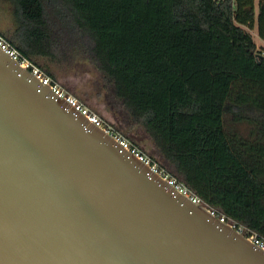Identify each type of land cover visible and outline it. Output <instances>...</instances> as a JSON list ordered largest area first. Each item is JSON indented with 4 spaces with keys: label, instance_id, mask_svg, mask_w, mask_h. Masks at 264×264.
<instances>
[{
    "label": "trees",
    "instance_id": "16d2710c",
    "mask_svg": "<svg viewBox=\"0 0 264 264\" xmlns=\"http://www.w3.org/2000/svg\"><path fill=\"white\" fill-rule=\"evenodd\" d=\"M6 4L2 36L57 83L81 62L94 66L125 136L144 128L173 176L264 239V58L251 32L264 42V0Z\"/></svg>",
    "mask_w": 264,
    "mask_h": 264
},
{
    "label": "water",
    "instance_id": "95a60500",
    "mask_svg": "<svg viewBox=\"0 0 264 264\" xmlns=\"http://www.w3.org/2000/svg\"><path fill=\"white\" fill-rule=\"evenodd\" d=\"M0 264H264L0 48Z\"/></svg>",
    "mask_w": 264,
    "mask_h": 264
},
{
    "label": "rangeland",
    "instance_id": "374dc122",
    "mask_svg": "<svg viewBox=\"0 0 264 264\" xmlns=\"http://www.w3.org/2000/svg\"><path fill=\"white\" fill-rule=\"evenodd\" d=\"M2 6H5L3 9L6 11L0 10V18L2 20L0 25L10 27L12 24L10 13L11 6L7 4ZM0 29L4 30L6 28L0 26ZM251 32L257 43L258 49H264V42L258 35L257 27L252 29ZM62 73L63 74L58 80L59 84L66 91L77 97L79 101L100 115L105 121L114 125L117 129L120 128L119 130L123 134L125 133V130L128 128V121L122 110L112 108L111 105L108 104V100L110 101L108 97L112 86L106 82L102 73L96 70L94 66L88 62H81L79 66ZM116 125H119V128ZM130 134L134 140H129L134 145L145 151L151 159L168 170V168L163 165L157 148L144 128L138 126L134 128Z\"/></svg>",
    "mask_w": 264,
    "mask_h": 264
},
{
    "label": "built area",
    "instance_id": "2783aa9c",
    "mask_svg": "<svg viewBox=\"0 0 264 264\" xmlns=\"http://www.w3.org/2000/svg\"><path fill=\"white\" fill-rule=\"evenodd\" d=\"M0 48L9 54L13 59L18 61L20 65L29 69L34 74H36L39 79L45 83L46 85H50L52 90L60 97L65 98L69 103H71L76 109H78L83 115H85L89 120H91L95 125L105 129L110 135H112L120 144L130 150L134 155H136L143 162L151 165L152 169L155 172H158L162 175L169 183L174 186L177 190H179L182 194L187 195L192 199V201L199 203L202 200L195 194L187 185L179 181L175 176H173L170 171L165 169L156 163L150 156L134 145L128 137H126L119 129L111 125L107 121H105L100 115L96 112L92 111L88 106L79 101L77 97H75L70 92L66 91L59 83L54 82L51 77L45 74L38 66L34 65L30 59H28L25 55H23L13 44H11L4 36L0 34ZM258 57L264 58V49H259ZM204 203V202H203ZM211 208V207H210ZM213 213L218 215L221 220L232 222L233 226L241 233L249 236L252 240L255 241L256 244L264 248V239L260 238L257 234L252 233L249 234L243 228V226H238L233 220H227L225 215L219 214L215 209L211 208Z\"/></svg>",
    "mask_w": 264,
    "mask_h": 264
},
{
    "label": "crops",
    "instance_id": "0c3cea01",
    "mask_svg": "<svg viewBox=\"0 0 264 264\" xmlns=\"http://www.w3.org/2000/svg\"><path fill=\"white\" fill-rule=\"evenodd\" d=\"M256 27V26H255ZM254 29V28H253Z\"/></svg>",
    "mask_w": 264,
    "mask_h": 264
}]
</instances>
